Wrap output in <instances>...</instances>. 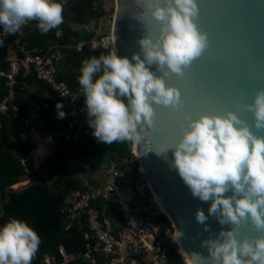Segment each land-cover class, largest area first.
<instances>
[{
  "label": "clouds",
  "instance_id": "1",
  "mask_svg": "<svg viewBox=\"0 0 264 264\" xmlns=\"http://www.w3.org/2000/svg\"><path fill=\"white\" fill-rule=\"evenodd\" d=\"M63 11L58 0H0V25L12 35L37 21L38 30L46 34L63 23ZM198 12L196 0H142L141 14L159 24L158 38L141 37L139 51L131 57L113 48L82 62L78 83L87 124L97 142L141 144L145 126L154 130V106L182 111L180 91L150 67L166 69L165 76H182L202 54L207 38L194 22ZM3 43L0 39V46ZM63 107L60 101L55 104L57 119L65 118ZM246 108L255 127L264 128V89L256 91ZM183 119L179 138L156 153L167 160L170 151L169 167L194 198L210 202L208 215L201 209L195 214L204 230L208 231L209 216L228 225L202 242L207 256L194 252L191 264H264V136L254 135L231 111L195 118L184 114ZM247 224L260 235L238 238ZM41 243L26 222L9 219L0 226V264H31Z\"/></svg>",
  "mask_w": 264,
  "mask_h": 264
},
{
  "label": "water",
  "instance_id": "2",
  "mask_svg": "<svg viewBox=\"0 0 264 264\" xmlns=\"http://www.w3.org/2000/svg\"><path fill=\"white\" fill-rule=\"evenodd\" d=\"M196 3L199 12L194 22L207 38L202 54L184 69L182 76L172 73L165 76L166 69L161 71L155 64L150 67L166 84L180 91L183 109L174 112L154 106V130L145 126V140L141 144L132 142L140 170L144 172L143 180L148 181L171 221L190 262L194 252L206 257L202 242L215 238L216 233L228 225L221 226L216 217L209 216L205 222L208 231L204 230L195 214L201 209L208 215L210 202L194 198L169 167L170 151L167 160L156 152L162 153L179 138L184 114L195 118L201 114L224 115L231 111L248 124L254 135L264 136V128L255 127L253 116L246 108L256 91L264 89V0H196ZM114 7L111 31L119 55L131 57L138 52V40L145 35L158 38L159 24L141 14L142 0H114ZM117 155L128 154L119 152ZM27 169L30 170L28 165ZM3 215L4 210L0 217ZM239 234L238 238L260 235L250 224L243 225ZM159 264L170 263L163 258Z\"/></svg>",
  "mask_w": 264,
  "mask_h": 264
},
{
  "label": "trees",
  "instance_id": "3",
  "mask_svg": "<svg viewBox=\"0 0 264 264\" xmlns=\"http://www.w3.org/2000/svg\"><path fill=\"white\" fill-rule=\"evenodd\" d=\"M96 3H99L98 10H95ZM62 15L63 23L46 34L37 28L34 31L21 29L20 33L10 36L11 40L19 41L30 51L39 49L47 52L53 44L62 46L65 63L58 66V80L76 90L81 88L78 77L82 62L93 56L98 58L101 54L91 48L94 34H85L73 26H85L103 17L104 4L99 0H78L64 8ZM80 43H84L81 52L70 48ZM0 66L7 71V62ZM5 83L6 78L0 76V99L6 94ZM28 87H37V93L28 94ZM16 91L18 116L12 109L8 114L0 116V198L3 203L0 205V215L4 210L0 226L14 218L33 228L42 243L31 264H41L44 255H57L60 246L71 253L84 246L83 231L77 227L76 231L67 230L66 216L62 213L66 195L79 187L76 177L83 165L98 168L101 163L118 156L117 153L129 152L131 142L99 143L92 134H82L78 140H74L78 127L72 130L69 128L68 104L40 81L32 70L28 73L26 69L22 70ZM30 98H33V102ZM57 101L64 105L62 111L66 116L63 119L56 117ZM29 129H34L39 136L38 147L44 145L48 150L44 157L38 156L37 149L34 151L35 162L42 160L37 167L31 160L33 146L21 139L22 134ZM50 141L57 147L51 153ZM24 157L30 171L22 162ZM165 253L170 264H183L174 248L167 247Z\"/></svg>",
  "mask_w": 264,
  "mask_h": 264
},
{
  "label": "built area",
  "instance_id": "4",
  "mask_svg": "<svg viewBox=\"0 0 264 264\" xmlns=\"http://www.w3.org/2000/svg\"><path fill=\"white\" fill-rule=\"evenodd\" d=\"M78 0H58L64 8ZM101 1V0H99ZM102 4L103 1H102ZM99 3L95 4L98 10ZM105 15L85 26H78L85 34H94L91 44L104 53L112 51V19L114 9L104 4ZM31 21L21 29L37 28ZM60 37V35H59ZM0 62L6 61L8 69L0 72L6 78L7 95L0 99V116L8 114L16 100L18 77L23 69L32 70L36 77L47 84L68 106V118L72 128L78 127L89 136L84 99L81 88L72 90L68 84L58 80L60 51L62 46L53 44L47 52L27 50L19 41L0 28ZM84 43L73 48L81 52ZM94 50V51H96ZM127 156H115L100 164L98 168L83 165L78 173L79 187L66 195L62 213L66 216L67 230L80 228L84 234V246L77 252H68L60 246L58 254H46L41 264H159L166 259V248L178 251L174 241L175 229L163 212L156 195L151 190L140 163L130 144ZM143 176V177H142ZM1 204V200H0ZM185 264V262H184Z\"/></svg>",
  "mask_w": 264,
  "mask_h": 264
},
{
  "label": "crops",
  "instance_id": "5",
  "mask_svg": "<svg viewBox=\"0 0 264 264\" xmlns=\"http://www.w3.org/2000/svg\"><path fill=\"white\" fill-rule=\"evenodd\" d=\"M74 27V29L75 30H78V26L77 25H74L73 26ZM35 29H37V28H35ZM35 29H33V30H31V31H34ZM30 30V29H29ZM4 62H6V61H2V62H0V64L1 63H4ZM0 72H5L3 69H1V66H0ZM26 72L28 73V72H30V70L28 71V70H26ZM3 77V76H2ZM47 85V84H46ZM37 91H38V88L37 87H28L27 88V93L28 94H32V95H35L36 93H37ZM7 90H6V94L4 95V96H6L7 95ZM16 94H17V91H16ZM3 96V97H4ZM2 97V98H3ZM17 98V97H16ZM16 101V100H15ZM30 101L31 102H33V98H30ZM14 106L18 109V106L15 104V102H14ZM12 110H13V112L15 113V115L16 116H18V114H19V109H18V112H15V110L13 109V108H11ZM68 114V113H67ZM68 116V115H67ZM69 128L72 130V129H75V128H72L71 126H70V124H69ZM84 130L85 129H83V130H79V128H78V133L75 135V137H74V140H78V138L80 137V135H82V134H84ZM34 132V134L32 135L33 136V138H34V140H35V143H36V147L30 142V141H32L31 139H30V133L29 132ZM35 135V136H34ZM21 139L23 140V141H26L27 142V144L29 145V144H31L32 146H33V152H32V154H33V157H34V151L37 149V147H38V142L40 141L39 140V136L37 135V133H36V131L34 130V129H29V130H27L25 133H23L22 134V137H21ZM68 139H70V136H68ZM49 144L51 145L49 148H50V153H51V149L54 147L55 148V150L57 149V147L53 144V143H51V141L49 142ZM46 158V157H45ZM44 158V159H45ZM22 162H23V164H24V166L27 168V165H28V163H27V160H26V158L24 157V158H22ZM34 162H35V160H34ZM40 162H42V160L41 161H39L38 163H36L35 162V166H39V165H41V163ZM34 165V164H33ZM28 170V169H27ZM28 171H30V170H28ZM1 199V198H0ZM1 206L3 205V203H1L0 204Z\"/></svg>",
  "mask_w": 264,
  "mask_h": 264
},
{
  "label": "rangeland",
  "instance_id": "6",
  "mask_svg": "<svg viewBox=\"0 0 264 264\" xmlns=\"http://www.w3.org/2000/svg\"><path fill=\"white\" fill-rule=\"evenodd\" d=\"M103 1V3L107 6V7H112L113 9L115 8L114 7V0H101V2ZM78 30H80V28H78ZM91 48H92V50H96L97 48L98 49H100L101 47L98 45V47H95V44H91ZM96 52H99L101 55L102 54H106V53H104V52H102V51H100V50H96ZM63 63H65V61H64V53H63V51L61 50L60 51V64H63ZM30 133V139L32 140V141H30L35 147L37 146L36 145V143H35V140H34V138H33V134H34V132L32 133L31 131L29 132ZM35 136V135H34ZM51 146V145H50ZM55 151V148L53 147L52 149H51V152H54ZM31 157H32V163L34 164V166H35V162H34V158H33V155L31 154ZM41 163V162H40ZM40 166V165H39ZM35 167H37V166H35ZM1 200V199H0Z\"/></svg>",
  "mask_w": 264,
  "mask_h": 264
},
{
  "label": "bare ground",
  "instance_id": "7",
  "mask_svg": "<svg viewBox=\"0 0 264 264\" xmlns=\"http://www.w3.org/2000/svg\"><path fill=\"white\" fill-rule=\"evenodd\" d=\"M95 47H98V45L95 44ZM133 149H134V152H135V146L133 147ZM47 152H48V150H47V148L44 145H41V146H39L37 148V154H38L39 157L46 156ZM174 241L177 244L178 252L183 257L185 264H191L190 260L188 259V257L186 256L185 252L183 251V249L181 247V244L179 242V239H178V236H177L176 232H175Z\"/></svg>",
  "mask_w": 264,
  "mask_h": 264
}]
</instances>
